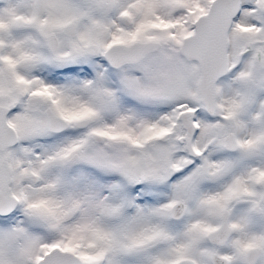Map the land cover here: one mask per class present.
Segmentation results:
<instances>
[{"label":"snow or ice","instance_id":"obj_1","mask_svg":"<svg viewBox=\"0 0 264 264\" xmlns=\"http://www.w3.org/2000/svg\"><path fill=\"white\" fill-rule=\"evenodd\" d=\"M0 264H264V0H0Z\"/></svg>","mask_w":264,"mask_h":264}]
</instances>
